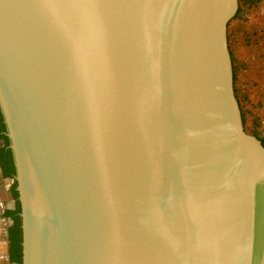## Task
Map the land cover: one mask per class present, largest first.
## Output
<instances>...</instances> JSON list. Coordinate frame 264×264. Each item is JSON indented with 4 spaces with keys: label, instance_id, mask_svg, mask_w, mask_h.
<instances>
[{
    "label": "water",
    "instance_id": "water-1",
    "mask_svg": "<svg viewBox=\"0 0 264 264\" xmlns=\"http://www.w3.org/2000/svg\"><path fill=\"white\" fill-rule=\"evenodd\" d=\"M238 10L0 0L22 264H264V146L228 45Z\"/></svg>",
    "mask_w": 264,
    "mask_h": 264
},
{
    "label": "rangeland",
    "instance_id": "rangeland-1",
    "mask_svg": "<svg viewBox=\"0 0 264 264\" xmlns=\"http://www.w3.org/2000/svg\"><path fill=\"white\" fill-rule=\"evenodd\" d=\"M241 16L242 20L240 22L235 21L232 25L233 55L240 62L253 59L255 54L258 56L256 60L251 61L253 62L252 67L247 69L240 68L236 85L240 95L244 98L243 103L247 117L245 130L252 132L254 129H258L259 134L264 138V65L258 60L259 55L264 50L262 48V46L264 47L263 39L260 38L262 37L261 28L264 27V4L244 12ZM238 24L247 25L242 27ZM247 26L248 28L249 26L255 27V33L253 34L247 31ZM250 36L258 42L257 45L254 44L255 49H251L246 44ZM12 183V181H9V184H11L10 190L14 187ZM9 206L14 207L13 200H0V264H11L9 258L8 229L12 221L3 219L2 217L4 210Z\"/></svg>",
    "mask_w": 264,
    "mask_h": 264
},
{
    "label": "trees",
    "instance_id": "trees-1",
    "mask_svg": "<svg viewBox=\"0 0 264 264\" xmlns=\"http://www.w3.org/2000/svg\"><path fill=\"white\" fill-rule=\"evenodd\" d=\"M261 4H264V0H239V10L237 15L230 21L229 25H228V45H229V50H230V54H231V58H232V63H233V73H234V91H235V96L237 98V101L239 103L240 109H241V113H242V118H243V123H244V127L247 124V117H246V112H245V106H244V98L240 95L238 88H237V77H238V72L240 70V68H250L253 66V62L257 59V54H255L253 56V59H249V60H244L242 62L236 60V58L233 55V51H232V25L235 21L240 22L242 20V14L250 9L253 8H257L259 7ZM239 26L244 27V25L247 24H238ZM262 29V37H260L261 39H263V43H264V27L261 28ZM247 31L252 32L253 34L255 33V27H250L248 28L247 26ZM256 36V34H255ZM251 38V39H250ZM253 41V42H252ZM246 44L249 45V47L251 49H255L256 47H254V44H258V42H256V39L254 40L252 38V36L249 37V41H246ZM262 45V44H261ZM259 45V46H261ZM262 48H264L262 46ZM258 60L260 61V63H263L264 65V50L261 52V54L258 57ZM261 68V67H260ZM246 128V127H245ZM246 132L249 135H252L254 137L259 138V130L258 129H254L252 132H248L246 130ZM6 126L4 124L3 121V117H2V113L0 110V142L4 143V147L2 149H0V154L1 153H5L6 157L8 159V164L4 163V161L0 158V165L3 168L4 171V176L6 178H14L16 175V168L14 165V161H13V156H12V151L9 149V138L6 136ZM263 144H264V139H263ZM17 182L15 181L14 187H13V194L16 200V209L15 211H7L5 213V217L9 218L12 221L11 226L8 229V241H9V258H10V262L11 264H22L23 261V247H22V241H23V233H22V221H21V217H20V213H21V204L19 201V192L17 191Z\"/></svg>",
    "mask_w": 264,
    "mask_h": 264
},
{
    "label": "crops",
    "instance_id": "crops-1",
    "mask_svg": "<svg viewBox=\"0 0 264 264\" xmlns=\"http://www.w3.org/2000/svg\"><path fill=\"white\" fill-rule=\"evenodd\" d=\"M9 181H12L11 178H6L3 175V172L0 168V200H4V199H8V201L12 200V193L10 190L11 184H9ZM2 217L3 219L10 220L9 218L5 217V215L4 216L2 215Z\"/></svg>",
    "mask_w": 264,
    "mask_h": 264
},
{
    "label": "bare ground",
    "instance_id": "bare-ground-1",
    "mask_svg": "<svg viewBox=\"0 0 264 264\" xmlns=\"http://www.w3.org/2000/svg\"><path fill=\"white\" fill-rule=\"evenodd\" d=\"M258 205H259V214H260V223H261L260 229H261V233H264V186L262 184L259 187ZM37 215H38V212H37ZM42 245H43V239H42V244L40 245L39 249L36 250V255L38 256H40V254L42 253L41 251ZM39 261L35 264H39Z\"/></svg>",
    "mask_w": 264,
    "mask_h": 264
},
{
    "label": "flooded vegetation",
    "instance_id": "flooded-vegetation-1",
    "mask_svg": "<svg viewBox=\"0 0 264 264\" xmlns=\"http://www.w3.org/2000/svg\"><path fill=\"white\" fill-rule=\"evenodd\" d=\"M3 117V116H2ZM4 121V120H3ZM261 142H262V144H263V137L261 136V135H259V138H258ZM263 146H264V144H263ZM4 147V143L3 142H0V149H2ZM0 158L4 161V163H6V164H8V159H7V157H6V154L5 153H1L0 154ZM14 161V160H13ZM0 168H1V170H2V172H3V175H4V171H3V168H2V166L0 165ZM12 180V185L14 186V184H15V180H14V178H12L11 179ZM12 186V187H13ZM11 193H12V200H13V202H14V207H7L4 211V214H3V216L5 215V213L7 212V211H15V209H16V200H15V197H14V194H13V188L11 189Z\"/></svg>",
    "mask_w": 264,
    "mask_h": 264
}]
</instances>
